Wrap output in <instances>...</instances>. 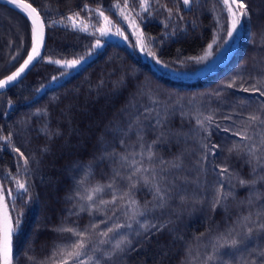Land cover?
Returning a JSON list of instances; mask_svg holds the SVG:
<instances>
[{"label": "trees", "instance_id": "trees-1", "mask_svg": "<svg viewBox=\"0 0 264 264\" xmlns=\"http://www.w3.org/2000/svg\"><path fill=\"white\" fill-rule=\"evenodd\" d=\"M24 1L42 17L46 43L41 59L28 74L0 93V137H11L10 143L0 139V185L12 190L11 194L4 192L3 200L13 224L22 214L20 229L12 237L13 264H53L51 258L58 246L76 240L56 229L84 230L89 225L99 227L89 233V249L82 257L88 264H96L89 261L91 256L100 264H205L206 257L213 254L215 238L233 227L244 242L237 248L220 247L218 258L207 264H261L264 231L258 225L264 216L258 218V213L264 208V196L257 193H264V186L241 187L236 177L251 178L245 153L253 144L258 145L260 134H264V126L258 122L248 124L250 115L264 119V96L243 91L253 85L264 91V0H244L251 15L241 21L236 47L218 68L196 78H179L169 72L194 74L201 67L193 59L201 56L215 38L213 8L227 14L222 0H197L191 6L182 0H148L147 11L142 7L145 0ZM168 9L172 10L171 17ZM75 13H79L77 23L86 24L88 31L72 27L67 17ZM104 28L119 32L122 40L101 35ZM136 30L137 41L133 36ZM227 33L224 19L215 50L227 39ZM31 41L28 19L0 4V80L24 61ZM89 56L79 69L49 85L67 73L62 62ZM57 60L61 63L53 62ZM153 99L160 103L153 104ZM145 109L169 113L171 131L165 129V137L152 151L164 161L180 157L183 166L164 172L171 189L168 207L138 217L141 223L148 220L167 227L151 235L150 240L134 235L140 231L134 221L131 229L110 234L113 243L127 236L132 240V250L122 259L109 261L103 253L110 251L111 244H100L105 238L99 233L128 223L132 206L127 199H117L115 205L101 201H111L114 195L128 191L129 182L123 178L139 166L136 162L160 171L156 159L149 161L146 155H139L147 153L148 145L160 132L155 112L146 119L149 113ZM207 116H213L214 123L209 126L211 137L205 139L207 133L197 121ZM224 128L232 131L226 133ZM57 129L60 136L52 134ZM233 131H243L254 139L243 140ZM204 143L219 147L201 164ZM233 145L239 147V154L229 151ZM45 146L48 152L42 151ZM123 156L128 159L122 160ZM223 168L232 174L231 183L228 175L219 174ZM16 180H26L29 186L23 198L16 191ZM110 183L113 187H106ZM221 184L222 192L232 195L213 208ZM97 185L105 188L95 194L94 202L81 199ZM132 195L141 206L145 201L155 203L143 183L132 190ZM250 213L251 224H244L243 218ZM247 227H253L251 237H246ZM93 247L99 251L93 252Z\"/></svg>", "mask_w": 264, "mask_h": 264}, {"label": "snow or ice", "instance_id": "snow-or-ice-1", "mask_svg": "<svg viewBox=\"0 0 264 264\" xmlns=\"http://www.w3.org/2000/svg\"><path fill=\"white\" fill-rule=\"evenodd\" d=\"M8 3H11L15 5L18 9L22 10L24 13L27 14L29 18H31L32 25H33V39L34 43L31 49V53L28 54L27 59L24 61L23 65L19 68V70L12 75L8 76L5 80H0V89L4 88L6 85H8L10 82L15 81L17 77L21 75L25 71L26 68L29 67V65L40 56V47L43 44V22L40 21L39 23V29L35 27L37 22L39 21V13L37 12L36 8L32 7V4H23L20 2V0H7ZM183 4L185 6H191L194 2H197V0H182ZM223 4L226 6L228 13L231 16V30L227 33L229 36H232L233 32H236L238 30V26L241 25L242 19H249L250 18V9L248 8L247 4L244 2V0H222ZM117 8L120 7V5H116ZM143 9L145 11L148 10L149 4L148 0H145L144 4L142 5ZM99 11V10H97ZM169 16L172 15V10L168 9ZM35 14V15H34ZM99 14L103 16V12L100 11ZM79 16V13H75L73 16L67 17L68 21L72 22L73 28H79L81 31H88L87 25L81 26L79 23H77L76 18ZM105 21L108 23H111L108 21L107 17H104ZM127 19V17H125ZM53 23H63V21H54ZM110 29L104 28L100 29L101 35H107ZM117 34H120L119 32ZM97 47L100 46L99 41H97L96 44ZM211 47V45H209ZM152 55H155L154 53H151ZM203 59V57L201 58ZM54 63L60 64L61 61H53ZM66 67H76L77 65L81 64L80 60H71V61H64L63 62ZM234 85H228V87H233ZM244 92H258L260 96H264V91L261 90L260 87H256L253 85L250 89L244 88ZM153 104H159L160 101L153 99ZM145 112L149 113V116H146L145 118L148 119L151 116L152 112H155V125L160 129L159 135L155 141H152L148 145L147 153L140 152V156H147V159L149 161H153L154 159L157 160L160 171H156L155 166L150 168H144L142 161L136 162L139 166L134 169V171L129 174L127 177H124L123 179H126L128 183V191L125 193H122L121 196L116 197L113 196V199L111 201H101L102 204H113L115 205L117 202V199L125 200L127 199L128 205L132 206L131 209V215L129 216V222L126 224H116L115 227H109L106 231L99 233L100 236L104 237L105 239L100 240V244H111V249L108 252L103 253L107 257L109 261H114L115 259H122L123 255L127 252L132 250V240H130L127 236H122L118 239H114V243L112 242L113 237H110V234H115L118 232L119 229L123 228H132V222L134 221L137 225H139L140 231H136L134 235L141 236L143 235L146 240L151 239V235L157 234L164 230V228L167 227V224L163 225L162 227H158L156 224L149 222L148 220H145L143 223L138 219V217H145L147 213L153 212L155 209H164L168 207L169 201L171 199V189L168 186L167 177L164 176V172L168 171L169 169H180L183 166V160L180 157H177L173 161H164L162 158H157L156 153L152 151V148L155 144L161 142V139L165 137V129L168 131H171L170 128H168L169 124V113L167 112H159L155 111V109H145ZM224 119L231 120V116H225ZM207 122V123H205ZM258 126H264V119H262L260 116L256 115H250L248 117V124L249 126L257 124ZM197 123L201 126V130L207 133V137L205 139H208L211 137V130L210 127L214 123V117L213 116H207L204 120H198ZM217 129H220V125L217 123L216 125ZM224 132L232 131L231 128H224ZM55 136H60L61 133L57 129L55 133H52ZM233 135L240 136L243 140H253L254 137L248 136L243 131H233ZM261 138L259 141V144H253L252 147L248 148L245 155L246 159L244 160V163L251 166L250 171V179H245L243 177H240L237 175L236 179L238 184L241 187H246L250 189H255V186L257 184H260L264 186V134H260ZM51 138V137H49ZM142 139V137H140ZM0 139H3L5 142L10 143L11 137H0ZM219 145H210L209 143L202 144V148L206 149L204 156L201 158L200 163L202 164L204 161H207L208 155H214V150L218 148ZM16 152L20 154L21 157L24 156L22 152H20L19 148L14 149ZM50 149L45 146L42 151L48 152ZM230 152L235 151L239 154V147L237 145H233L231 149H229ZM104 157H101L103 159ZM35 159V158H33ZM122 160H127V156L121 157ZM29 160L27 158H24V164L28 165ZM38 164L39 161H36ZM259 170V171H258ZM144 173H148L147 175H144ZM220 175H228L229 176V182L231 183V177L232 174L229 172L228 168H223L220 170ZM115 175H119V173H115ZM15 179V177H13ZM83 183V181H81ZM143 183L145 187L148 188V190L153 194V200L155 203L145 201L144 205L141 206L139 201L135 200L134 196L132 195V190L136 189L138 185ZM16 191L17 193L23 198L26 194L29 193V186L27 184V181L22 180H16ZM106 187L112 188L113 185L110 183ZM105 186L97 185L95 188H92L89 191V194L84 197L82 196L81 199H86L87 201L94 202V196L97 193L103 192ZM223 185L221 184V188L217 189L216 193V199L213 201V208H215L218 204H221V201H227L228 197L232 195L231 192H222ZM7 191L8 194H11L12 190L7 189L5 190L2 185H0V200L4 199V192ZM258 196H264V193H257ZM252 201L249 200L248 203H251ZM149 204H152L151 207H149ZM5 208H7V205H5ZM84 208L81 207V211H83ZM115 214V213H113ZM125 215H128L125 213ZM259 216H264V208L258 213ZM21 218L22 214H18L15 218V223L13 224V221L10 217L7 215V211H5V217L2 224H0V233H2V237H0V261H2V264H13V252H12V237L13 235L17 234L20 229L21 224ZM251 213L243 218L244 224H251ZM99 225H89L84 230H80L78 228H69V227H60L56 229V231L61 233H70L72 236L76 237L75 242L71 243L70 245H60L58 246L57 250L53 253L52 261L53 264H88V261L82 259L85 255H87L88 249H89V233L91 231H95ZM152 229H156V232H152ZM258 229L261 231H264V222L259 223ZM235 233V235H234ZM253 234V227H247L246 231V237H251ZM241 233H236V229L230 228L226 231V233L221 234L219 237L215 238V242L212 244L213 248V254L206 257L205 264H207L208 261L217 259L216 251L220 247H223L224 245H227L231 248H237L239 245H241L244 242ZM220 241H223V244L220 243ZM93 252L99 251L98 248L93 247ZM261 259V264H264V251H261L259 253ZM59 257V259H57ZM90 260H95L96 264H100L99 259H97L94 256L89 257ZM244 264H255V262H244Z\"/></svg>", "mask_w": 264, "mask_h": 264}, {"label": "rangeland", "instance_id": "rangeland-1", "mask_svg": "<svg viewBox=\"0 0 264 264\" xmlns=\"http://www.w3.org/2000/svg\"><path fill=\"white\" fill-rule=\"evenodd\" d=\"M225 12L227 13L225 15L220 13V10L216 7H214L212 10V14H213V17H214V20L216 23V28H215V32H214L215 38H214L213 42L210 44L211 47L208 46L206 51L201 56H199L196 59H193V62L196 63L197 65L201 66V67H199V69L196 70V72H194V74L180 75L179 73H174V72L170 73L169 72L170 75L175 76V77H179V78L200 77V76L205 75L207 72L213 71L216 68H218L221 65V63L227 58V56H229V54L233 51V49L237 45L239 35H240V26H238V30L236 32L232 33V36L228 35L227 39L220 44L221 46L215 50V47L217 46V42L220 39V38L218 39V36L220 35V33L222 31L224 19H226L228 22V32L231 30V16L228 13L227 8H226ZM224 16H227V17L225 18ZM130 23H131V20H130ZM131 27H132V25H131ZM137 34H138V30L133 31V36H136V38H135L136 41L139 40V36ZM104 36L106 38H109V39L122 40L121 38H118L117 31H115V32L109 31L108 34L104 35ZM202 57H203V59H201ZM90 58H91V56L80 59L81 64L77 65L76 67H71V68L66 67L64 65V63L62 62L64 67L67 69V73L58 79L52 80L49 85H53V84L59 82L62 78H65L72 71L79 69ZM5 211H7V209L4 206V200H0V224H2L4 221ZM0 237H2V233H0ZM1 264H2V261H1Z\"/></svg>", "mask_w": 264, "mask_h": 264}, {"label": "water", "instance_id": "water-1", "mask_svg": "<svg viewBox=\"0 0 264 264\" xmlns=\"http://www.w3.org/2000/svg\"><path fill=\"white\" fill-rule=\"evenodd\" d=\"M20 2L21 3H23V4H29L28 2H26V1H24V0H20ZM0 4H5V5H8V6H10V7H12V8H14L15 10H17L18 12H20L21 14H23L27 19H28V21L30 22V24H31V28H32V41H31V47H30V49H29V52H28V54H30L31 53V49H32V46H33V43H34V39H33V25H32V21H31V18H29L28 16H27V14L26 13H24L22 10H20V9H18L15 5H13V4H11V3H8L7 2V0H0ZM33 7V6H32ZM38 12V11H37ZM35 15V14H34ZM40 21H42L43 22V19H42V17L40 16V14H39V21L37 22V24H36V28H37V30L39 29V23H40ZM45 43H46V29H45V26H44V22H43V44H42V46L40 47V56L39 57H37L30 65H29V67L28 68H26L25 69V71L23 72V73H21V75L19 76V77H17V79L15 80V81H12V82H10L8 85H6L4 88H2V89H0V93H2V92H4V91H6L7 89H9L10 87H12V86H14V85H16V84H18L27 74H28V72L38 63V61L41 59V57H42V55H43V52H44V48H45ZM28 54H27V56H28ZM27 56H26V58L24 59V61L27 59ZM24 61L10 74V75H12L13 73H15V72H17L18 70H19V68L23 65V63H24ZM150 66H151V68L153 69V70H155V71H157V69L155 68V66L152 64V63H150ZM10 75H8V76H10ZM7 76V77H8ZM7 77H5V78H3V79H1V80H5Z\"/></svg>", "mask_w": 264, "mask_h": 264}]
</instances>
